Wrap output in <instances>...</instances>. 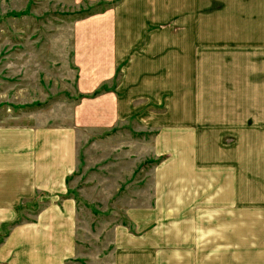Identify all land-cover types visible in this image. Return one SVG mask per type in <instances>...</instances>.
<instances>
[{"label":"rangeland","instance_id":"obj_1","mask_svg":"<svg viewBox=\"0 0 264 264\" xmlns=\"http://www.w3.org/2000/svg\"><path fill=\"white\" fill-rule=\"evenodd\" d=\"M220 65H264V0H0V116L44 108L76 133L67 264H169L154 243L170 238L188 137L215 127L202 95ZM96 101L130 116L108 126Z\"/></svg>","mask_w":264,"mask_h":264},{"label":"crops","instance_id":"obj_2","mask_svg":"<svg viewBox=\"0 0 264 264\" xmlns=\"http://www.w3.org/2000/svg\"><path fill=\"white\" fill-rule=\"evenodd\" d=\"M223 67L219 86L203 87L215 127L188 137L170 238L154 243L170 245L169 264H264V65L245 76L241 65ZM108 106L101 116L98 101L93 107L108 126L129 118V109ZM21 113L0 116V264H67L76 255V208L64 197L78 164L76 133L52 124L44 108Z\"/></svg>","mask_w":264,"mask_h":264},{"label":"trees","instance_id":"obj_3","mask_svg":"<svg viewBox=\"0 0 264 264\" xmlns=\"http://www.w3.org/2000/svg\"><path fill=\"white\" fill-rule=\"evenodd\" d=\"M4 234H5V231H4Z\"/></svg>","mask_w":264,"mask_h":264}]
</instances>
